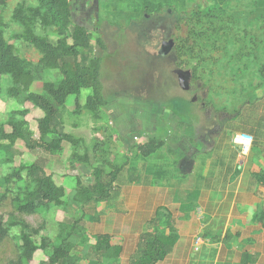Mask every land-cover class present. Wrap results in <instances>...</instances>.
<instances>
[{
  "label": "rangeland",
  "instance_id": "1",
  "mask_svg": "<svg viewBox=\"0 0 264 264\" xmlns=\"http://www.w3.org/2000/svg\"><path fill=\"white\" fill-rule=\"evenodd\" d=\"M146 4L156 9L144 12ZM159 4L164 6L162 12ZM18 6L28 16L27 9L36 7V0H12L3 14L5 36L19 56L35 59L31 47L10 38L22 31L14 18ZM71 6L73 24L89 31L94 56L102 61L108 105L99 117L84 110L74 114L75 97L69 98L71 113L64 117V129L82 141L76 149L65 145L62 152L48 154L29 150L19 138L0 137V220L7 230L0 244V264L21 254V228L16 224L25 222L40 230L38 244L43 239L57 243L63 226L77 220H82V230L71 241L77 264H129L140 239L157 233L176 239L173 252L161 264H241L246 259L264 264V185L255 179L264 172V0H71ZM206 12L212 25L206 24L208 20L200 23ZM235 16L238 24L232 28L229 21H236ZM221 24L228 34H221L216 43L209 30L208 44L198 57L189 51L182 56L176 48L160 53L164 42L177 43L181 37L191 42L190 37L204 28ZM37 32L46 35L48 30L38 26ZM225 44L229 53L219 47ZM241 46L244 57L232 62L231 55ZM33 69L40 76L33 93L43 94L44 83L60 80L57 72L40 75L37 67ZM178 71L192 73L194 92L181 89ZM9 87L11 80L4 76L0 124L5 134L13 132L8 122L14 116L27 122L26 131L37 138L43 112L8 97ZM90 93L82 91V106ZM206 108L226 115L208 121ZM242 135L253 139L247 154L235 142ZM153 141L163 146L144 157L138 147ZM74 152L88 153L91 166L75 162ZM33 165L52 173L55 183L65 189L62 207L22 214L16 207L20 196L16 186L3 197L4 179L20 168L25 170L19 185L30 186L32 173L27 168ZM112 166L122 171L111 199L76 204L78 179L84 187H92L93 170L110 172ZM231 187L240 188L241 201L253 192L258 203L245 221L222 224L213 204L222 191L234 195ZM99 235H109L115 245L126 247L120 259L90 258ZM49 253L34 252L30 264H47Z\"/></svg>",
  "mask_w": 264,
  "mask_h": 264
},
{
  "label": "trees",
  "instance_id": "2",
  "mask_svg": "<svg viewBox=\"0 0 264 264\" xmlns=\"http://www.w3.org/2000/svg\"><path fill=\"white\" fill-rule=\"evenodd\" d=\"M11 2L12 0H0V82L4 76L9 77L11 87L7 90V96L32 104L43 112V116L38 121L39 136L37 138L26 131L27 122L19 121L14 116L8 122L13 132L6 135L4 125L0 124V137L8 140L19 138L26 143L29 150H41L48 154L62 152L65 145L76 149L82 144V141L66 133L64 129V117L71 113L67 107L69 98L75 97V109L72 112L74 114H81L84 110L95 117H99L100 111L108 105L102 82V61L94 56L95 48L91 43V34L86 28L73 24L71 0H36V7L27 9L28 16L25 15L24 7L18 6L14 18L21 22L22 31L12 34L10 38L16 42L22 41L31 47L35 54V59L22 58L5 36L3 14ZM157 8L159 12H162L164 6L159 4ZM154 9L156 8L149 4L144 6V12L151 13ZM209 13H205L200 23L206 20H208L206 24L212 25L214 23ZM233 19H236V16ZM229 23V26L232 27V25L235 26V23L238 24V20L229 21ZM38 26L48 30L47 34H38ZM209 30L212 31V38L217 40L216 43L219 42L221 34H228L229 32L223 25L221 28L207 27L198 35L191 36V42L188 41V37H181L175 48L182 56L189 51L191 55L198 57L202 47L204 49L208 44L209 34L207 32ZM99 44L101 47L104 46L102 42ZM219 47L229 53L227 44L219 45ZM242 51L243 46L237 49V52L233 53L230 59H241L244 57L241 56ZM249 53L250 49L248 55ZM34 67L38 68L40 75L46 71L57 72L60 80L57 83H44L43 94L33 93L32 87L40 78L36 73L37 69H33ZM83 90L91 91L84 106L80 104ZM205 110L208 121L213 120L215 116L222 119L226 115L221 112L215 114L209 108ZM19 115L25 117L27 112H20ZM162 146V142L153 141L139 146L138 150L144 157H150L156 154ZM3 149L7 150L8 148L3 146ZM73 159L75 162L91 166V158L88 153L80 156L74 152ZM28 169L32 173L30 181L32 186L31 184L29 186L27 182L23 187L19 185L23 180L22 172L25 170L24 167L20 168L18 172H14L4 179L5 192L3 197L11 192V186H16L20 190V196L16 199V207L18 212L22 214L32 215L41 209L62 207L65 203L66 192L62 186L55 183L53 174L36 165ZM121 171L122 167L119 166H112L110 172L94 169L91 174L94 179L92 187H84L79 178L74 202L78 205H86L93 201L106 202L110 200L114 184L117 182ZM255 179L259 184L264 185V172L256 174ZM261 219L264 221V216ZM81 221L77 220L71 224H65L57 243H50L47 239H43L39 244L35 238L38 237L40 230L31 228L25 222L16 224L21 228V254L17 260L11 261L9 264H30L33 253L39 250L50 251L47 264H77L72 256L74 245L71 241L80 236L82 228L79 225ZM6 234L7 230L3 221L0 220V244ZM175 244L176 239L172 235L165 233L145 235L138 242L137 248L128 262L129 264H161L171 255ZM124 251L125 247L115 245L111 236L99 235L96 238L90 258L118 260Z\"/></svg>",
  "mask_w": 264,
  "mask_h": 264
},
{
  "label": "crops",
  "instance_id": "3",
  "mask_svg": "<svg viewBox=\"0 0 264 264\" xmlns=\"http://www.w3.org/2000/svg\"><path fill=\"white\" fill-rule=\"evenodd\" d=\"M229 190V189H227ZM226 190V191H227ZM231 190H233V194H228L225 191H222L221 198H219L213 205L217 207L216 209V220L219 223H235L239 220L245 221L247 217L251 216V209L257 205V200L255 199V196L252 193L247 194V188L245 189V194H247L245 197H242V201L240 200V188L234 189L231 187ZM225 192V195H224ZM231 197V201L227 202V199ZM224 208L226 210H224ZM229 230V231H228ZM227 231H225L227 237L231 235V229L229 228ZM229 234V235H228ZM124 246V245H123ZM125 247V246H124ZM126 248V247H125ZM125 253V251H124ZM241 264H252V260H242ZM256 264V263H255Z\"/></svg>",
  "mask_w": 264,
  "mask_h": 264
},
{
  "label": "water",
  "instance_id": "4",
  "mask_svg": "<svg viewBox=\"0 0 264 264\" xmlns=\"http://www.w3.org/2000/svg\"><path fill=\"white\" fill-rule=\"evenodd\" d=\"M175 43L170 41L163 45V49L160 51L162 55H165L167 52L171 51L174 48ZM177 75L179 76V84L182 90L189 91L191 89L190 80L191 72L190 71H178ZM197 97L194 98V102L197 101Z\"/></svg>",
  "mask_w": 264,
  "mask_h": 264
},
{
  "label": "built area",
  "instance_id": "5",
  "mask_svg": "<svg viewBox=\"0 0 264 264\" xmlns=\"http://www.w3.org/2000/svg\"><path fill=\"white\" fill-rule=\"evenodd\" d=\"M235 142L237 143L239 148L242 149L243 154H247L253 143V139L250 136L242 135V136L236 137ZM196 250H199V248H197Z\"/></svg>",
  "mask_w": 264,
  "mask_h": 264
},
{
  "label": "flooded vegetation",
  "instance_id": "6",
  "mask_svg": "<svg viewBox=\"0 0 264 264\" xmlns=\"http://www.w3.org/2000/svg\"><path fill=\"white\" fill-rule=\"evenodd\" d=\"M167 42H164L163 43V45H165ZM175 43V45H174V48H175V46H176V42H174ZM162 45V46H163ZM164 47V46H163ZM192 74V73H191ZM178 76V75H177ZM178 79H179V76H178ZM193 75H191V80H190V86H191V89L189 90V91H187V92H194L195 91V89L193 88L194 86H193Z\"/></svg>",
  "mask_w": 264,
  "mask_h": 264
}]
</instances>
